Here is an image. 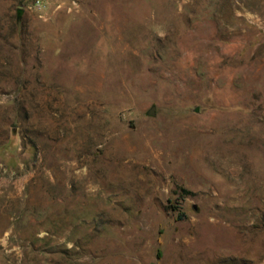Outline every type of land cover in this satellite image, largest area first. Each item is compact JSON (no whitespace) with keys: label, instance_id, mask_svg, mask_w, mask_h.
Here are the masks:
<instances>
[{"label":"rangeland","instance_id":"1","mask_svg":"<svg viewBox=\"0 0 264 264\" xmlns=\"http://www.w3.org/2000/svg\"><path fill=\"white\" fill-rule=\"evenodd\" d=\"M35 1L0 0V264H264V0Z\"/></svg>","mask_w":264,"mask_h":264},{"label":"water","instance_id":"2","mask_svg":"<svg viewBox=\"0 0 264 264\" xmlns=\"http://www.w3.org/2000/svg\"><path fill=\"white\" fill-rule=\"evenodd\" d=\"M149 113H150V114H154L153 107H151Z\"/></svg>","mask_w":264,"mask_h":264},{"label":"built area","instance_id":"3","mask_svg":"<svg viewBox=\"0 0 264 264\" xmlns=\"http://www.w3.org/2000/svg\"><path fill=\"white\" fill-rule=\"evenodd\" d=\"M35 4L38 5V4H39V0H36V1H35Z\"/></svg>","mask_w":264,"mask_h":264}]
</instances>
